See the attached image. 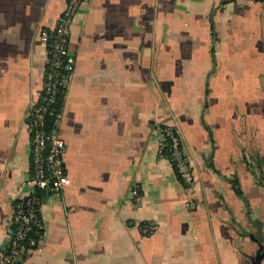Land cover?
<instances>
[{
    "label": "crops",
    "instance_id": "0c3cea01",
    "mask_svg": "<svg viewBox=\"0 0 264 264\" xmlns=\"http://www.w3.org/2000/svg\"><path fill=\"white\" fill-rule=\"evenodd\" d=\"M66 3L0 0V244L14 199L32 191L24 117L43 81L39 32ZM69 49L68 184L42 198L44 244L23 264H253L264 248V2L90 0ZM163 124L191 162L194 210L159 157Z\"/></svg>",
    "mask_w": 264,
    "mask_h": 264
},
{
    "label": "built area",
    "instance_id": "2783aa9c",
    "mask_svg": "<svg viewBox=\"0 0 264 264\" xmlns=\"http://www.w3.org/2000/svg\"><path fill=\"white\" fill-rule=\"evenodd\" d=\"M90 0H67L64 10L41 28L38 43L44 49V72L39 96L27 108L24 123L29 131V171L32 191L15 198L6 241L0 244V264H23L26 256L39 251L44 244L41 203L48 195H59L68 184L63 156L65 144L59 136L62 122L61 104L70 88L75 58L70 52V34L80 7ZM263 3L264 0H247ZM158 154L167 158L188 197L185 208L194 210L192 185L195 180L191 162L174 128L163 124L159 129ZM134 201L138 188L132 190ZM144 237L153 235L155 224L144 222L138 226Z\"/></svg>",
    "mask_w": 264,
    "mask_h": 264
},
{
    "label": "trees",
    "instance_id": "16d2710c",
    "mask_svg": "<svg viewBox=\"0 0 264 264\" xmlns=\"http://www.w3.org/2000/svg\"><path fill=\"white\" fill-rule=\"evenodd\" d=\"M257 168H258V170H259V175L257 176V178H258V181L260 182V183H262V184H264V179H263V177L261 176V166H257ZM232 186H233V189H234V191H235V193L238 195V196H240L241 197V192H240V190L238 189V187H237V183L235 182V181H233L232 182Z\"/></svg>",
    "mask_w": 264,
    "mask_h": 264
},
{
    "label": "water",
    "instance_id": "95a60500",
    "mask_svg": "<svg viewBox=\"0 0 264 264\" xmlns=\"http://www.w3.org/2000/svg\"><path fill=\"white\" fill-rule=\"evenodd\" d=\"M264 257V248L259 246V250L256 254V256L254 257L253 264H260L261 259Z\"/></svg>",
    "mask_w": 264,
    "mask_h": 264
}]
</instances>
